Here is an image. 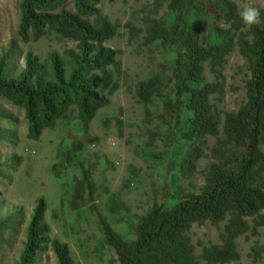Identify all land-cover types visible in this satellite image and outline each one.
<instances>
[{"label":"rangeland","instance_id":"rangeland-1","mask_svg":"<svg viewBox=\"0 0 264 264\" xmlns=\"http://www.w3.org/2000/svg\"><path fill=\"white\" fill-rule=\"evenodd\" d=\"M239 10L252 6L264 9V0H233ZM23 0H0V61H6L5 74L17 78L26 69L29 54L47 64L57 53L68 76L74 62L67 54L77 51V43L49 32L38 41L23 42L19 26ZM209 0L200 4L208 6ZM171 0H101L100 10L117 27V35L105 45L118 51L120 71L118 89L110 104L99 110L88 130L78 119V109L70 111L39 140L28 137L25 110L0 97V264H21L28 242V231L40 199L46 201L43 221L49 227L50 242L38 252L35 264H59L51 247L58 239L68 245L75 264H120L104 237L100 218L127 241L135 238L141 217L155 206L169 207L179 199L200 194L206 175L225 147L227 115L237 113L248 101L247 84L251 79L248 61L241 44L252 41V26L232 32L234 42L221 62L204 64L203 84L214 83L219 91L210 96L218 114L215 135L195 136L186 109L167 113L164 98L174 96V69L177 47L151 42L147 21L175 22ZM73 9L72 5H68ZM96 23L94 17L89 18ZM203 28L205 45L220 44L216 29L230 24L217 21L209 6L189 14ZM48 74H50L48 72ZM160 77L163 87L145 104L138 85ZM176 114V115H175ZM264 152V142L261 144ZM87 173L94 186V203L89 200ZM264 214V210L262 212ZM220 229L210 222L194 224L189 231L195 253L203 261V248L221 244ZM240 259L230 264H264V226L236 240Z\"/></svg>","mask_w":264,"mask_h":264},{"label":"trees","instance_id":"trees-1","mask_svg":"<svg viewBox=\"0 0 264 264\" xmlns=\"http://www.w3.org/2000/svg\"><path fill=\"white\" fill-rule=\"evenodd\" d=\"M113 3L117 0H108ZM201 0H171L175 22L147 21V38L151 42L177 47L174 69V96L164 98L167 113L186 109L191 113L189 126L195 136L215 135L218 114L210 104V96L219 91L214 83L203 84L204 64L221 62L234 42L232 32L242 27L238 6L233 0H209L215 20L230 24L229 29H216L220 44L205 45L203 28L188 15L208 6ZM101 0H23L19 36L23 42L38 41L49 32L77 43V51L67 54L74 62L66 76L59 54L49 56L47 64L28 55L26 69L17 78L5 74L6 56L0 61V97L25 110L28 137L39 140L52 129L73 106L78 119L88 130L99 110L110 104V96L118 89L115 80L121 63L118 51L105 45L117 35V27L100 10ZM72 5L73 9H69ZM261 22L252 26V41L241 44V54L248 61L251 79L247 84V103L237 113L227 115L224 127L225 147L215 151L218 159L206 175L200 194L179 199L169 207L155 205L141 217L135 238L127 241L108 222L100 218L107 244L120 264H203L195 253L189 235L194 224L210 222L220 229L221 244L203 248L205 264H230L240 259L236 240L248 233L256 235L264 226V9ZM96 18L93 23L89 18ZM48 72L50 74H48ZM163 87L160 77L142 81L138 95L145 104ZM176 115V114H175ZM89 200L94 203V186L88 176ZM46 201L40 199L29 226L28 242L21 264H35V257L50 242L49 227L44 223ZM59 264H75L69 247L58 239L51 241Z\"/></svg>","mask_w":264,"mask_h":264},{"label":"clouds","instance_id":"clouds-1","mask_svg":"<svg viewBox=\"0 0 264 264\" xmlns=\"http://www.w3.org/2000/svg\"><path fill=\"white\" fill-rule=\"evenodd\" d=\"M240 17L246 26H252L261 22L260 10L252 6H244L240 11Z\"/></svg>","mask_w":264,"mask_h":264},{"label":"crops","instance_id":"crops-1","mask_svg":"<svg viewBox=\"0 0 264 264\" xmlns=\"http://www.w3.org/2000/svg\"><path fill=\"white\" fill-rule=\"evenodd\" d=\"M111 103V102H110ZM99 113V112H98ZM189 114H191L190 112H188ZM97 117V116H96ZM95 120V119H94ZM188 123H189V121H188Z\"/></svg>","mask_w":264,"mask_h":264}]
</instances>
